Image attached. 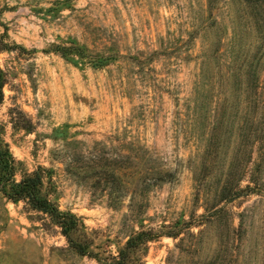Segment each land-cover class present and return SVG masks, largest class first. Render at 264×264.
Masks as SVG:
<instances>
[{
  "label": "rangeland",
  "instance_id": "obj_1",
  "mask_svg": "<svg viewBox=\"0 0 264 264\" xmlns=\"http://www.w3.org/2000/svg\"><path fill=\"white\" fill-rule=\"evenodd\" d=\"M0 48V140L97 256L0 193V264H264V0H0Z\"/></svg>",
  "mask_w": 264,
  "mask_h": 264
},
{
  "label": "trees",
  "instance_id": "obj_2",
  "mask_svg": "<svg viewBox=\"0 0 264 264\" xmlns=\"http://www.w3.org/2000/svg\"><path fill=\"white\" fill-rule=\"evenodd\" d=\"M0 51H3L0 48ZM85 48L77 46L57 47L53 53L59 54L63 58L86 57ZM112 60V59H111ZM109 59H100L94 67L106 66ZM5 85L4 74L0 69V104L3 100V87ZM21 163L16 161L9 149L0 140V193L4 199L14 204L23 203L30 210L44 215L54 227L59 229L60 234L65 238L69 247L82 257L97 256L90 251L87 244L76 242L72 234L81 226L79 219L70 212L61 211L58 206L50 201L43 193L44 176L41 172L28 173L20 170ZM20 173V179L16 176ZM163 179L159 176L158 182ZM158 234L153 232H140L127 240L124 249L120 251L115 260V264H129V252L136 250L140 246L156 240ZM174 237H177L176 235Z\"/></svg>",
  "mask_w": 264,
  "mask_h": 264
}]
</instances>
